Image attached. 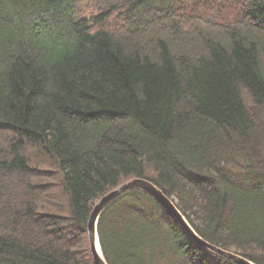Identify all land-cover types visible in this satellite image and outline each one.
<instances>
[{
    "label": "trees",
    "instance_id": "obj_1",
    "mask_svg": "<svg viewBox=\"0 0 264 264\" xmlns=\"http://www.w3.org/2000/svg\"><path fill=\"white\" fill-rule=\"evenodd\" d=\"M133 178L264 264V0H0V264H94ZM97 234L107 264H234L139 191Z\"/></svg>",
    "mask_w": 264,
    "mask_h": 264
},
{
    "label": "water",
    "instance_id": "obj_2",
    "mask_svg": "<svg viewBox=\"0 0 264 264\" xmlns=\"http://www.w3.org/2000/svg\"><path fill=\"white\" fill-rule=\"evenodd\" d=\"M133 190L141 191L145 195L152 198L171 217H173L180 224V226L184 229V231L189 235V237L203 249H207L208 251L224 259H227L233 262L234 264H253L252 262L232 252H227V251L218 249L204 242L202 239H200L195 234V232L192 230V228L188 225V223L186 222L184 217L180 214V212L177 210V208L172 203V201L166 196H164L162 192H160L154 185L142 179H133V180H130L122 184L115 190L109 192L107 195L102 197L99 200V202L94 206L90 214L88 226H87L89 250H90V254H91L94 264H106L102 257V254L99 248L97 234H96V225H97V221L100 215L106 209V207L110 203H112V201H114L117 197L129 191H133Z\"/></svg>",
    "mask_w": 264,
    "mask_h": 264
},
{
    "label": "rangeland",
    "instance_id": "obj_3",
    "mask_svg": "<svg viewBox=\"0 0 264 264\" xmlns=\"http://www.w3.org/2000/svg\"><path fill=\"white\" fill-rule=\"evenodd\" d=\"M202 13V12H201ZM200 17L202 18L201 14ZM208 19H214L218 23L234 25L241 19L239 8L230 4H219L218 13L212 14Z\"/></svg>",
    "mask_w": 264,
    "mask_h": 264
}]
</instances>
